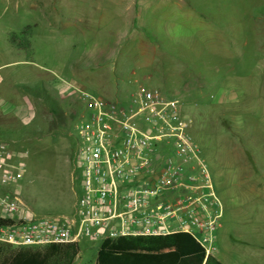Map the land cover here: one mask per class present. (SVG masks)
<instances>
[{"label":"rangeland","instance_id":"1","mask_svg":"<svg viewBox=\"0 0 264 264\" xmlns=\"http://www.w3.org/2000/svg\"><path fill=\"white\" fill-rule=\"evenodd\" d=\"M74 69L84 79L74 81ZM52 81L63 100L46 115L40 100ZM140 85L178 99L211 174L231 176L229 187L215 186L216 246L239 236L259 240L264 0H0V127L45 132L3 142L6 163L23 169L2 190L21 198L14 214L76 212L81 169L74 127L83 106L75 88L122 102ZM30 97L41 113L22 121L11 111L26 110ZM100 242L80 237L73 264H93ZM252 250L264 255V248Z\"/></svg>","mask_w":264,"mask_h":264},{"label":"built area","instance_id":"2","mask_svg":"<svg viewBox=\"0 0 264 264\" xmlns=\"http://www.w3.org/2000/svg\"><path fill=\"white\" fill-rule=\"evenodd\" d=\"M81 185L75 214L16 216L18 194L3 188L23 176L0 143V242L14 247L126 234L186 231L206 254L216 251L221 215L212 174L180 114L179 101L140 85L118 102L75 88Z\"/></svg>","mask_w":264,"mask_h":264},{"label":"trees","instance_id":"3","mask_svg":"<svg viewBox=\"0 0 264 264\" xmlns=\"http://www.w3.org/2000/svg\"><path fill=\"white\" fill-rule=\"evenodd\" d=\"M24 88V87H22ZM42 101L53 113L58 100L47 89ZM1 123V122H0ZM39 127H0V140L12 142L26 135L44 134ZM26 138V137H25ZM9 221L1 219L0 222ZM80 252L77 241L50 243L43 246L14 247L0 242V264H73ZM93 264H223L186 231L163 234H126L105 237L101 240Z\"/></svg>","mask_w":264,"mask_h":264},{"label":"crops","instance_id":"4","mask_svg":"<svg viewBox=\"0 0 264 264\" xmlns=\"http://www.w3.org/2000/svg\"><path fill=\"white\" fill-rule=\"evenodd\" d=\"M49 24H50V20H48V25ZM102 54L103 53L100 52V54L98 55L101 56ZM73 73L75 79L74 81H76V78L84 79V75H81L79 72L75 71V69ZM55 82L54 81H52V83L47 82V84L44 87L50 93L53 94V96L58 100L59 105H61L63 96L55 90L54 85H59L58 83H65V80L60 79L58 83ZM40 101L43 104L44 108L47 110L45 111L46 115H55L56 112L53 113L51 110H49V107L42 101V99ZM25 103L27 104L26 110L17 109L11 112L16 116L20 117L21 120L30 119L33 117V115H40L41 113L40 108L38 107L36 102H32L31 97L29 100L27 99ZM62 108H65V106ZM212 176L217 189L227 188L231 184V176L225 170L222 171L218 170L217 172L212 173ZM219 224L220 223L218 222L217 225ZM259 235H260L259 240L251 239L250 237L248 238V237L239 236V238L237 239L226 241L224 245L216 246L217 247L216 251L212 254L215 257H217L223 264H264V255L260 256L259 254H257L256 251L252 250V248H257V249L264 248V233ZM231 249H234L232 252L233 254L231 253ZM258 253H260V251ZM232 255L234 257L233 258L234 262L231 261Z\"/></svg>","mask_w":264,"mask_h":264}]
</instances>
